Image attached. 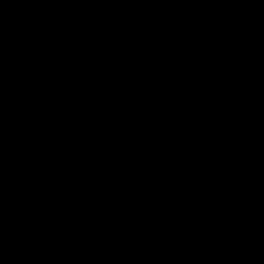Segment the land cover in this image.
<instances>
[{"label":"water","instance_id":"95a60500","mask_svg":"<svg viewBox=\"0 0 264 264\" xmlns=\"http://www.w3.org/2000/svg\"><path fill=\"white\" fill-rule=\"evenodd\" d=\"M0 264H264V0H0Z\"/></svg>","mask_w":264,"mask_h":264}]
</instances>
